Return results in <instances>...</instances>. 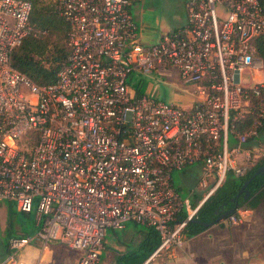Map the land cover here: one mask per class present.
Instances as JSON below:
<instances>
[{"label":"built area","instance_id":"1","mask_svg":"<svg viewBox=\"0 0 264 264\" xmlns=\"http://www.w3.org/2000/svg\"><path fill=\"white\" fill-rule=\"evenodd\" d=\"M137 1L56 0L68 53L54 80L37 85L9 61L32 31L30 3L0 0V200L33 210L36 225L9 239L0 264H21L16 254L32 241H59L76 264H96L105 230L128 221L158 236L142 264H172L199 205L181 199L171 172L199 162L206 199L227 172L252 165L244 146L264 118V62L252 46L264 36V3L189 0L182 26L143 45L130 12ZM158 67L193 87L190 107L130 87V74Z\"/></svg>","mask_w":264,"mask_h":264},{"label":"crops","instance_id":"2","mask_svg":"<svg viewBox=\"0 0 264 264\" xmlns=\"http://www.w3.org/2000/svg\"><path fill=\"white\" fill-rule=\"evenodd\" d=\"M142 7V0L135 2L130 7V12L137 28V37L139 42L143 44H152L156 42L161 35L173 30L166 28V26L162 24L158 25L156 16H153L154 14L152 15L148 9H143ZM132 8H134L133 12ZM185 20L177 27L182 26L185 23ZM129 77H131V81H133L132 84H135L132 85L129 82V85L136 92L142 93L141 87L145 83H147L145 90L152 89L150 81L154 80L162 83L164 86H166V88L171 90L169 91V89H166V92L163 94L162 98L155 96L158 100L179 105L185 108L190 107L193 103V87L191 85L181 83L178 73L174 69H163L162 67H158L147 76L141 77L138 74L132 73ZM229 140L230 144L234 142L233 138L231 137ZM255 147L256 146H251L247 149H249L251 152ZM173 172L174 171L171 172V184L181 199L187 203L188 207L200 205L205 200V189H202L198 186V180L200 177V163L195 162L179 170H175V172L178 173V183L181 186L188 187L187 196H181L180 188L174 185L172 176ZM254 197L255 195H251L243 206L236 208L234 211L235 214L240 213L242 215L240 222L226 227L224 225L226 219L223 218L218 223H215L209 227H205L202 231L193 236H184L183 245L171 252L173 256L172 264H223L220 261L224 257V248L229 246L232 247V243H238L240 237L242 236L241 232L243 231L244 234L247 226H260V218L264 222V214L261 212V210L264 211L261 208V206H264V197H261L259 200L254 199ZM249 202H254L255 205L253 207H247V203ZM8 204L10 203L0 200V261L3 260L10 252L8 246L9 239L13 237H25L31 235L36 229V225L33 220L34 224H32V228L30 230H17L13 236L8 234ZM15 210L17 209L15 208ZM182 210L184 213H186L187 209L184 207ZM132 223L134 226L129 228H127V223H125L124 227L119 229L121 231H125V233H123L120 238L114 236L111 240V246L114 249L112 251L114 253L112 258L113 262L115 257L120 256V254L123 255L126 248L128 247H131L132 249L134 248L135 250L134 253H131L132 257L139 256L140 254L139 245L145 233L144 226L134 222ZM136 226H141V228H137ZM104 244L105 240L103 236L102 248L96 264H100L101 262ZM242 248L243 249L240 252L235 251L238 253L234 254V259L238 261L237 264H264V239L259 244L254 242V240L248 241L245 244V247ZM78 256L79 254L77 252L68 249L59 241H50L44 245L38 241H32L23 246L16 254V257L21 264H76ZM245 257L247 258L248 263H245ZM157 259V264H160L163 257L161 256Z\"/></svg>","mask_w":264,"mask_h":264},{"label":"trees","instance_id":"3","mask_svg":"<svg viewBox=\"0 0 264 264\" xmlns=\"http://www.w3.org/2000/svg\"><path fill=\"white\" fill-rule=\"evenodd\" d=\"M30 3V13L28 24L32 31L27 35L10 54L9 61L13 67L24 73L32 82L37 85L51 83L58 69L61 67L67 53L66 32L67 24L58 15L56 3H43L42 0H27ZM264 3V0H260ZM56 34L59 37L52 47L53 54L47 57L46 46H50L47 35ZM253 52L264 62V36L254 40ZM251 118L245 120V125L250 124ZM238 132H242L245 127L243 124H236ZM247 148L256 146L264 151V118L257 127L256 136L248 139L245 143ZM264 163V155L260 156L242 175H235L231 171L225 174L221 184L199 205L191 220L184 228V236H193L205 227L202 223L213 220L219 213L227 210L233 204L232 199L241 184L248 179L253 171ZM249 191V197L255 195L254 199L264 197V172L253 177L245 187ZM242 199L241 195L237 198V208L243 206L247 200ZM254 202L247 203V207H253ZM193 207V206H192ZM185 216L181 210L177 219L182 220ZM227 217V216H226ZM225 217V218H226ZM144 236L140 242V264L151 254L158 244L156 232L144 226Z\"/></svg>","mask_w":264,"mask_h":264},{"label":"rangeland","instance_id":"4","mask_svg":"<svg viewBox=\"0 0 264 264\" xmlns=\"http://www.w3.org/2000/svg\"><path fill=\"white\" fill-rule=\"evenodd\" d=\"M43 3H53L56 0H42ZM143 1V9H148L153 16H156V21L158 25H164L166 28L174 29L177 26L181 25L186 17V11H187V4L189 0H142ZM132 8V12H133ZM50 46H46V53L47 57L51 54H53L52 46L59 40V37L56 34L53 35H47ZM143 44V43H142ZM146 45V44H143ZM257 56L256 54H254ZM179 77V76H178ZM128 83L130 82L132 84L133 81H131V77H128L127 79ZM152 85V89L145 90L146 84L145 83L141 87L142 93L152 94L154 97L157 96L158 98H162L163 94H165L166 86H164L162 83H159L158 81H150ZM132 85H135L134 83ZM169 91H171L169 89ZM156 98V97H155ZM264 155V151L258 147H255L250 153H249V161L253 164L256 159H258L260 156ZM177 172L172 173L174 185L178 188H180L181 196H187V188L185 186H181L177 179ZM7 201V200H3ZM10 204L7 205V208L9 209V214L7 217V224L9 225L8 234L15 235V231L22 230L27 231L32 228L33 220H34V211L32 210L30 213H23L20 211L15 210V206L12 202L7 201ZM261 208L264 210V206ZM262 214H264V211H262ZM261 220V228L258 225H249L246 227V230L241 232L242 236L240 237V240L238 243H232V247H225L224 248V257L220 261L223 264H237L238 261L235 260L234 254L238 253L235 251H241L245 247V244L248 241L254 240L257 244L261 243L264 239V222ZM127 228L134 226L132 222L128 221ZM226 227H229V224L227 221H225L224 224ZM137 228H141V226H136ZM263 231H262V230ZM262 231V232H261ZM125 233V231H121L119 229L112 230L110 228H107L105 230L104 234V249L103 254L101 256V262L100 264H140V258L138 257H132L131 253H134V248L131 247L126 248L125 252L120 254V256H116L114 259V262L112 260L114 253L112 252L114 249L111 246V240L114 236H117L118 238L121 237V235ZM110 253V256H109ZM109 256V257H108ZM234 259V260H233ZM251 260V259H250ZM244 261L247 262V258L245 257ZM158 259H154L148 264H157ZM250 262V261H249ZM220 264V263H218ZM250 264V263H249Z\"/></svg>","mask_w":264,"mask_h":264},{"label":"water","instance_id":"5","mask_svg":"<svg viewBox=\"0 0 264 264\" xmlns=\"http://www.w3.org/2000/svg\"><path fill=\"white\" fill-rule=\"evenodd\" d=\"M264 172V163L262 165H260L259 167H257L253 173L248 177V179H246L241 186L239 187V189L237 190L235 197L232 199V206L230 208H228L227 210L219 213L213 220L209 221V222H205L202 223L204 227H209L215 223H218L220 220H222L223 218H225L226 216L230 215L232 212H234L237 208V198L239 197V195H241L242 199L246 200L249 197V191L245 188L246 185L248 184V182L255 176H257L258 174H262Z\"/></svg>","mask_w":264,"mask_h":264}]
</instances>
